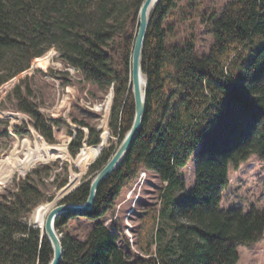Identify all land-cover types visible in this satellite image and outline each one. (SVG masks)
<instances>
[{"label":"trees","instance_id":"16d2710c","mask_svg":"<svg viewBox=\"0 0 264 264\" xmlns=\"http://www.w3.org/2000/svg\"><path fill=\"white\" fill-rule=\"evenodd\" d=\"M180 1L159 0L151 11L143 53L148 94L142 129L122 163L100 186L93 209L84 215L96 222L87 238H62L61 264H238L239 247L264 237V207L222 206L230 170L239 169L253 155L264 162V0H229L221 14L214 12L208 20L214 41L202 56L195 37L176 40L175 24L168 22L179 14L184 21L191 18L192 13L179 7ZM194 1L189 0L188 7L193 8ZM143 2L0 0V87L28 71L33 61L48 64L57 50L66 66L101 91L114 88L111 127L121 143L135 115L130 68ZM34 78L20 79L0 102V110L28 116V122L13 126L16 135L29 136L33 127L55 143V128L66 122L42 111ZM78 108L86 118L96 116ZM74 122L89 130L87 142L95 146L83 147V129L75 135L70 131L72 155L81 148L100 154L105 146L101 130L86 119ZM9 127L11 120L0 118V138L11 137ZM118 147L103 151L86 177L91 178L65 202L87 200L93 177ZM192 159L195 183L185 191L181 170ZM59 161L14 178L0 192V264L51 262L53 249L42 234L40 212L55 203L56 193L70 180L69 163L64 162V176L57 177L55 190H47ZM142 171L154 172L165 185L159 206L141 212L140 253L134 254L121 247L118 233L102 218ZM74 215H60L58 231Z\"/></svg>","mask_w":264,"mask_h":264},{"label":"rangeland","instance_id":"374dc122","mask_svg":"<svg viewBox=\"0 0 264 264\" xmlns=\"http://www.w3.org/2000/svg\"><path fill=\"white\" fill-rule=\"evenodd\" d=\"M188 1H180L179 7H185L187 13H192L191 18L184 21L182 14H179L175 19L169 18L168 22L175 24L176 40L181 41L194 36L197 52L202 56L209 52L214 41L209 31L208 20L214 12L216 15L221 14L229 0H195L193 8L188 7ZM202 13L206 14L205 18L201 16ZM53 51L52 58L48 56V59L51 58L48 64L33 61L28 71L1 86L0 102L20 79L27 75H34L32 83L41 101L42 111L50 117L63 119L66 123L55 128V143L46 141L33 127H30L31 135L22 138L13 132V126L22 124L24 121L28 122V116L23 113L0 110L1 119L11 120V127L8 128L11 137L0 138V192L12 183L14 178L25 177L36 167L58 160L60 164L53 169L47 190H55L57 177L59 178V174L64 176L62 167L64 162L69 163V178L73 179L74 187L91 178L90 175L86 179L92 164L98 159L99 150L90 148L82 150L81 148L77 156L72 155L69 144L73 135L70 131L75 135L79 129H83L86 135L83 147L95 146L88 144L89 130L75 123L76 119H86L88 123L101 130L100 138L101 143L105 145L102 147L104 150L120 145L121 138L114 134L111 127L115 99L114 88L108 92L101 91L97 85L85 80L74 67L66 66L61 59L60 52L54 49ZM38 70L41 71L38 72ZM78 107L89 109L96 116L86 118L80 113ZM106 134L108 137L105 140ZM88 164L90 165L87 168ZM181 175L186 181L185 191H190L195 183L193 159L181 170ZM164 185L154 172L142 171L131 186L122 190L114 207L102 218L105 226L118 233L119 243L123 249L132 251L134 254L140 253L138 241L141 234V212L153 205L159 206L161 189ZM57 194L58 192L56 196ZM60 199L61 197H55L53 201L56 203ZM55 203L45 207L47 211L40 212L42 222L45 221ZM222 206L224 208L241 206L244 210H249L252 206L264 207V162L256 155L242 163L239 169L230 170V185L224 191ZM29 220L32 223L31 219ZM95 224V221L86 216L75 214L59 233L62 238L70 236L85 240ZM239 252L238 264H264V237L251 246H240Z\"/></svg>","mask_w":264,"mask_h":264},{"label":"water","instance_id":"95a60500","mask_svg":"<svg viewBox=\"0 0 264 264\" xmlns=\"http://www.w3.org/2000/svg\"><path fill=\"white\" fill-rule=\"evenodd\" d=\"M158 1L159 0H144L139 13V25L134 39L130 68V85L132 88V96L135 104V115L132 126L125 135L112 158L93 177L90 185L89 196L84 203L74 204L64 201L67 196H69L76 188L80 186L77 185L74 187L75 183L73 179L70 180L68 184L58 192L56 198L61 197V199L48 213L44 229L41 230L42 234L46 235L53 249V257L49 264H61L64 257L62 236L56 227L57 218L60 215L68 213L85 215L93 209L100 186L122 163L123 159L132 148L137 136L142 129L146 113L148 94V78L143 70V53L146 36L151 21V11L154 9ZM103 150L104 148L102 149L99 156L102 154ZM35 227L39 228L38 226Z\"/></svg>","mask_w":264,"mask_h":264},{"label":"bare ground","instance_id":"6f19581e","mask_svg":"<svg viewBox=\"0 0 264 264\" xmlns=\"http://www.w3.org/2000/svg\"><path fill=\"white\" fill-rule=\"evenodd\" d=\"M56 203H57V202H56ZM56 203H55V205H56ZM55 205H54V206H55ZM49 212H50V211H49ZM49 212H48V213H49ZM47 215H48V214H47ZM46 218H47V216H46ZM45 221H46V219H45ZM45 221H44V225H45Z\"/></svg>","mask_w":264,"mask_h":264}]
</instances>
